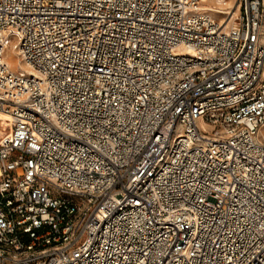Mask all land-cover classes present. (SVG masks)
<instances>
[{
	"label": "built area",
	"instance_id": "obj_1",
	"mask_svg": "<svg viewBox=\"0 0 264 264\" xmlns=\"http://www.w3.org/2000/svg\"><path fill=\"white\" fill-rule=\"evenodd\" d=\"M215 1L0 0V264H264V0Z\"/></svg>",
	"mask_w": 264,
	"mask_h": 264
},
{
	"label": "bare ground",
	"instance_id": "obj_2",
	"mask_svg": "<svg viewBox=\"0 0 264 264\" xmlns=\"http://www.w3.org/2000/svg\"><path fill=\"white\" fill-rule=\"evenodd\" d=\"M234 2H235V0H229L227 2V4L232 5ZM213 3H217V2L215 0H213ZM218 6H220L219 9H221V10L226 8V7L222 6V5H218ZM218 6H216V5L212 4V3L211 4H209V3L208 4L207 3H203L202 4V7H204V8H209V9L211 8V9H215V10L217 9ZM15 52H16V50L13 48V46L9 47L7 49V52H6L8 57H9L8 59L12 63V65H15L16 67L18 65V67H23L25 69H28L24 65L22 60L18 57V53L17 52L15 53ZM9 119H11V116H10L9 113L0 111V132H1V134L4 133V130L8 126L7 124L10 123L8 121ZM263 129H262V131H263Z\"/></svg>",
	"mask_w": 264,
	"mask_h": 264
},
{
	"label": "rangeland",
	"instance_id": "obj_3",
	"mask_svg": "<svg viewBox=\"0 0 264 264\" xmlns=\"http://www.w3.org/2000/svg\"><path fill=\"white\" fill-rule=\"evenodd\" d=\"M17 40V37H14L13 38V41H16ZM16 53V52H15ZM7 58H9L8 57V55H7ZM8 61H9V59H8ZM9 65H10V67L14 70V71H17V72H20L19 70H20V68L21 67H18V65H17V67L15 66V65H12V63L9 61ZM263 132H264V129H263Z\"/></svg>",
	"mask_w": 264,
	"mask_h": 264
}]
</instances>
